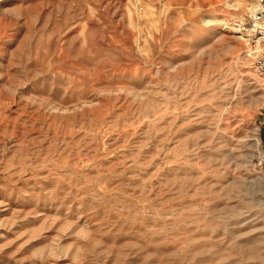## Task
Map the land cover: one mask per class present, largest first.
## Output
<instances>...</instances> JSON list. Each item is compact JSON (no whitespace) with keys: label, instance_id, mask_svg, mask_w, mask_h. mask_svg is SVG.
<instances>
[{"label":"rangeland","instance_id":"rangeland-1","mask_svg":"<svg viewBox=\"0 0 264 264\" xmlns=\"http://www.w3.org/2000/svg\"><path fill=\"white\" fill-rule=\"evenodd\" d=\"M248 14L0 0V264H264Z\"/></svg>","mask_w":264,"mask_h":264},{"label":"built area","instance_id":"built-area-1","mask_svg":"<svg viewBox=\"0 0 264 264\" xmlns=\"http://www.w3.org/2000/svg\"><path fill=\"white\" fill-rule=\"evenodd\" d=\"M233 5H237L239 2H246L249 6V21L255 25V27L262 34L264 39V0H228ZM261 66H264V52L263 58H260Z\"/></svg>","mask_w":264,"mask_h":264},{"label":"bare ground","instance_id":"bare-ground-1","mask_svg":"<svg viewBox=\"0 0 264 264\" xmlns=\"http://www.w3.org/2000/svg\"><path fill=\"white\" fill-rule=\"evenodd\" d=\"M239 5L241 4V2L238 3ZM255 26V25H254Z\"/></svg>","mask_w":264,"mask_h":264}]
</instances>
